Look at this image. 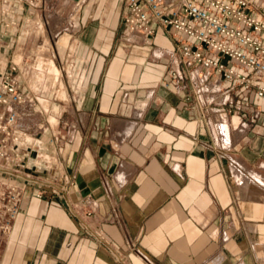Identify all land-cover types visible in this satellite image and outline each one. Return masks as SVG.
I'll list each match as a JSON object with an SVG mask.
<instances>
[{"label": "crops", "instance_id": "obj_1", "mask_svg": "<svg viewBox=\"0 0 264 264\" xmlns=\"http://www.w3.org/2000/svg\"><path fill=\"white\" fill-rule=\"evenodd\" d=\"M124 1L55 0L48 19L58 31L4 39L8 56L18 44L25 57L35 42L54 43L42 56L55 59L53 89L67 97L52 100L60 143L47 151L73 183L64 196L37 198L63 184L57 170V181L2 182L21 201L10 232L0 231V264H264V116L241 126L185 101L189 74L201 69L182 63L162 29L148 45L126 35ZM20 69L31 97L30 71ZM83 196L92 204L75 212Z\"/></svg>", "mask_w": 264, "mask_h": 264}, {"label": "built area", "instance_id": "obj_2", "mask_svg": "<svg viewBox=\"0 0 264 264\" xmlns=\"http://www.w3.org/2000/svg\"><path fill=\"white\" fill-rule=\"evenodd\" d=\"M55 0H0V48L9 49L6 37L19 41L49 24L55 14ZM126 35L140 34L145 45L149 36L162 29L173 41L174 52L186 67L201 69L189 74L185 101L193 100L204 114L212 104L213 112L234 114L238 124L257 123L264 116V106L243 105L236 96H254L264 102V0H125ZM134 41V39H132ZM21 47L10 56L0 53V231L10 232L19 212L20 190L2 182H57L49 192L37 189L34 196H64L73 181L62 171L58 159L48 148L60 143L59 108L51 97L21 93ZM176 80L184 74L171 72ZM214 82L213 89L208 86ZM229 83L219 89L220 82ZM204 92H211L208 99ZM223 128V126H221ZM222 134L228 138V128ZM213 145L219 155L222 145ZM216 153V154H217ZM42 166L44 168L42 169ZM92 204L90 196L71 203L74 211ZM88 213V211L86 212Z\"/></svg>", "mask_w": 264, "mask_h": 264}, {"label": "rangeland", "instance_id": "obj_3", "mask_svg": "<svg viewBox=\"0 0 264 264\" xmlns=\"http://www.w3.org/2000/svg\"><path fill=\"white\" fill-rule=\"evenodd\" d=\"M52 17L53 15L51 16V18ZM57 29L58 28L56 26H52L51 21H49V25L42 28L40 32L36 31L34 33H31L30 35L35 37L39 35L40 33H46L49 30L56 31ZM41 45L42 44H40V42L39 43L35 42L33 48L31 49L29 48V51L25 53V55L28 56V58H26L25 56V57H22V59H20V56L18 55H16L14 58L16 62L21 63L19 64L20 68L23 63V70L27 69L28 67V70L30 71L29 77L27 76L26 79H23L25 80V83L27 84L29 88L28 92L36 96L51 97L52 99L56 98L57 100L64 99L67 97L66 91L53 89L55 78L58 75V70H57L58 64L56 63L55 59H53L52 57L44 56L43 58L42 56V52H45L46 55L52 54L54 43L52 41L50 43L48 42V44H46L45 46V49L42 48ZM18 46L21 47V45L19 44ZM23 51L24 49L21 48L20 53L21 54L24 53ZM25 62L27 63L25 64ZM44 84H46V86L50 88L48 90L44 89L43 87ZM64 113L66 112L64 111ZM261 181L264 182V180H261Z\"/></svg>", "mask_w": 264, "mask_h": 264}]
</instances>
